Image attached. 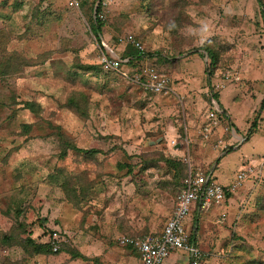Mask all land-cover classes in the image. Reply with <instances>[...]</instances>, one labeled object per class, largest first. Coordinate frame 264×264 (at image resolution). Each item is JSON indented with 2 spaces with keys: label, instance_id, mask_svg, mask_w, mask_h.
Returning <instances> with one entry per match:
<instances>
[{
  "label": "rangeland",
  "instance_id": "rangeland-1",
  "mask_svg": "<svg viewBox=\"0 0 264 264\" xmlns=\"http://www.w3.org/2000/svg\"><path fill=\"white\" fill-rule=\"evenodd\" d=\"M77 1L0 0V264H140L121 237L160 232L189 168L230 183L183 221L204 264H264V0ZM127 35L145 56L104 69Z\"/></svg>",
  "mask_w": 264,
  "mask_h": 264
},
{
  "label": "built area",
  "instance_id": "built-area-1",
  "mask_svg": "<svg viewBox=\"0 0 264 264\" xmlns=\"http://www.w3.org/2000/svg\"><path fill=\"white\" fill-rule=\"evenodd\" d=\"M69 4L76 6L78 1L69 0ZM125 40L142 49L139 41H136L132 35H127ZM121 62V58L114 54L113 51H111V54L102 53L100 56V64L104 69L117 71L121 66ZM144 73L146 78L143 79L142 84L146 89L152 92H160L167 88V79L153 68L144 69ZM226 78L228 79L229 76H226ZM212 109L214 110L208 111L207 119L209 118L208 120L212 125L217 126L219 124L217 112L220 113L222 110L213 100ZM210 129L209 125L205 126L206 132L209 133ZM244 176L245 171H239L235 181H240ZM228 190L227 186L213 181L212 169L205 173L203 171H193L189 168L182 180V186L174 202L173 210L161 233L158 235L147 234L138 238L122 236L120 243L137 248L141 264H162L164 259L175 251H181L186 255L187 264H204V253L195 244L194 232L191 233L192 224L189 230L186 231L183 221L193 204H195L194 209L196 208V211L207 209L213 203L222 201ZM55 235L56 233L54 232L52 240V249L54 251L58 248Z\"/></svg>",
  "mask_w": 264,
  "mask_h": 264
},
{
  "label": "trees",
  "instance_id": "trees-1",
  "mask_svg": "<svg viewBox=\"0 0 264 264\" xmlns=\"http://www.w3.org/2000/svg\"><path fill=\"white\" fill-rule=\"evenodd\" d=\"M258 3H259V5L261 6V0H256ZM261 12H262V10H261ZM94 25H92L93 27H94V30H100V31H104V29H103V27H102V21H101V19H102V13H101V9H100V7H98L97 9H95V15H94ZM98 34V38L100 39V35H99V33H97ZM135 39V38H134ZM137 39V38H136ZM135 39V40H136ZM101 40V39H100ZM138 41V40H137ZM122 43H124L123 45H124V48L126 47V45H131V47H133L134 49H135V56H132V55H127V57H126V55H124V48H123V51L121 52V53H117V55L120 57V58H122V59H126L125 61H122V63H121V67H123V65H124V63L126 64V63H128V62H131V61H134V60H137L138 58H142V57H144L145 56V52H143V50L142 49H139L138 47H135L134 46V44H132L131 42H129V41H123ZM208 55H209V58H210V65H214V63L216 62V57H215V54L214 53H212V51H208ZM154 69V68H153ZM157 73H159V74H162V73H160V72H158L156 69H154ZM114 72V71H113ZM117 73V72H116ZM213 95V94H212ZM214 98V97H213ZM264 105V95H263V98H262V100H261V107ZM208 109H207V113H208V111L209 110H214V109H212V103H211V99H210V96H209V98H208ZM207 113H206V118H207ZM217 118H218V121H219V124L222 122V121H227V123H225V124H228V122H229V117H228V115H227V113H226V110H222L220 113H218L217 112ZM209 119V118H208ZM206 120V125H208V123H209V120ZM255 124V121L252 123V126ZM215 127V126H214ZM214 127H212V129H214ZM211 132V131H210ZM209 132V133H210ZM251 134H252V130L249 128L248 129V131L246 132V134H245V136H244V140H247L250 136H251ZM74 148H76V147H74ZM88 152H91V150L89 151L88 150ZM210 170V168H208V169H206V170H204L203 172H208ZM186 174V173H185ZM185 174H184V176H185ZM184 176H183V178H184ZM183 180V179H182ZM182 180H181V184H180V188H181V186H182ZM180 188H179V191H180ZM179 191H178V193H179ZM178 193H177V195H178ZM229 193L228 192H226L225 193V196L226 195H228ZM177 195H176V197H177ZM176 200V199H175ZM194 211H196V208L194 209ZM202 214V212L200 211V213H199V216ZM167 221V220H166ZM165 221V222H166ZM165 225V224H164ZM164 227V226H163ZM163 229V228H162ZM162 229L160 230V232H155V233H149V234H153V235H158L159 233H161V231H162ZM192 229L194 230V233H198V231H199V219H198V222H197V224H196V226H192ZM193 230H191V233L193 232ZM51 238L49 239V240H51L50 241V243H35L32 239H27V242L32 246V249L34 250V252L35 253H51V252H53V253H57L58 251H60V249L62 248V245H60V242L61 241H59L60 239L58 238H55V240H56V242L58 243V248L55 250V251H53L52 250V240H53V232L51 233ZM143 236V235H142ZM127 237H129V236H127ZM131 238H138V237H141V235H139V236H130ZM191 237H192V235H191ZM194 241H195V244L196 245H198L197 244V238H196V235L194 236ZM127 247H130L132 250H134L135 251V253H136V255H137V257H138V259H139V261H140V264H141V260H140V257H139V253H138V251H137V248H135V247H132V246H130V245H126Z\"/></svg>",
  "mask_w": 264,
  "mask_h": 264
},
{
  "label": "crops",
  "instance_id": "crops-1",
  "mask_svg": "<svg viewBox=\"0 0 264 264\" xmlns=\"http://www.w3.org/2000/svg\"><path fill=\"white\" fill-rule=\"evenodd\" d=\"M243 140V139H242ZM242 142V141H241ZM241 142L239 143V145L241 144ZM220 183V182H219ZM221 184H223V185H227V184H230V183H226V182H223V183H221ZM215 204H217V203H215ZM212 206V205H211ZM213 207V206H212ZM208 210V209H207ZM204 211H206V210H204ZM203 211V212H204ZM202 212V213H203ZM177 252H179V251H177ZM173 253H175V252H172V253H170L167 257H166V259H164L165 261H163V263L164 264H173L174 262H172V260L171 259H167L168 257H170V255L171 254H173ZM180 256H178L179 257V259L181 258V259H183V262H185V263H187V257H186V255L182 252L181 254H179ZM184 256V257H182V256ZM172 256V255H171ZM162 263V264H163Z\"/></svg>",
  "mask_w": 264,
  "mask_h": 264
},
{
  "label": "clouds",
  "instance_id": "clouds-1",
  "mask_svg": "<svg viewBox=\"0 0 264 264\" xmlns=\"http://www.w3.org/2000/svg\"><path fill=\"white\" fill-rule=\"evenodd\" d=\"M238 137V136H237ZM241 139H243L242 137H241ZM244 140V139H243ZM213 170V172H214V170L215 169H212ZM226 186V185H225ZM224 199H225V196H224ZM221 202V201H220ZM219 203V202H218ZM210 208V207H209ZM209 208H207V209H209ZM207 209H204V210H207ZM202 211V210H201ZM169 217V216H168ZM168 219V218H167ZM53 250V249H52ZM54 251V250H53Z\"/></svg>",
  "mask_w": 264,
  "mask_h": 264
}]
</instances>
